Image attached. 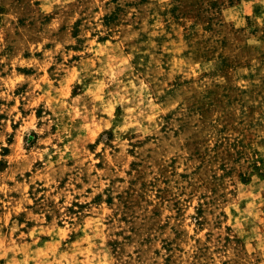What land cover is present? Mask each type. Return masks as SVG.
Instances as JSON below:
<instances>
[{"label":"rangeland","instance_id":"rangeland-1","mask_svg":"<svg viewBox=\"0 0 264 264\" xmlns=\"http://www.w3.org/2000/svg\"><path fill=\"white\" fill-rule=\"evenodd\" d=\"M0 264H264V0H0Z\"/></svg>","mask_w":264,"mask_h":264}]
</instances>
